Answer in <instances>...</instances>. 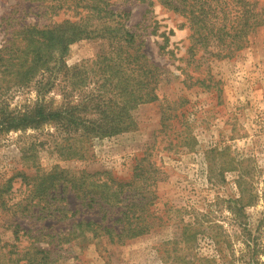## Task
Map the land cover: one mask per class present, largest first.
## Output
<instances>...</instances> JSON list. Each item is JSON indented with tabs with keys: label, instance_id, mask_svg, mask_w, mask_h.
I'll return each mask as SVG.
<instances>
[{
	"label": "rangeland",
	"instance_id": "rangeland-1",
	"mask_svg": "<svg viewBox=\"0 0 264 264\" xmlns=\"http://www.w3.org/2000/svg\"><path fill=\"white\" fill-rule=\"evenodd\" d=\"M35 4L0 0V45L19 22L43 27L73 19L70 10L42 13L44 7ZM28 6L30 11L26 13ZM114 8L129 11L125 26L141 35L146 56L168 70L158 84V99L140 103L132 110L134 128L91 138L79 151L80 157L59 154L55 146L61 135L53 123L0 132V253L36 245L55 248L57 264H188L191 260L198 264L204 259L211 260L206 264H245L250 256L251 264H264L262 202L246 205L244 216H236L223 201L238 194V168L253 173L254 186V164L264 166V26L248 34L246 45L232 56L206 59L218 89H203L181 80L184 76L178 68L185 65L180 58L185 55L189 30L177 12L157 0L151 5L142 0H117ZM104 47L100 39H78L69 44L64 60L72 65L93 58ZM7 96L10 107L22 108L34 101L35 93L24 88ZM49 98L56 104L61 95L53 90L46 95ZM173 100L179 106L165 109ZM162 112L169 115L168 119L162 118ZM28 148L34 156L23 159L22 152ZM208 160L215 162L213 167L219 168L221 163L224 168L217 184L207 178ZM136 163L143 167V175L153 176L148 181L157 195V213L168 216L169 221L121 244L111 243L106 236L92 238L89 231L69 234L73 238L56 247L44 243L57 233L67 234L69 219L61 216L70 209L66 215L75 218L78 212L74 209L81 208L80 201L62 181L44 200L38 199L32 196L22 174L31 177L37 171L56 167L76 174L108 170L128 180ZM25 181L32 182L28 178ZM262 186L260 178L258 189ZM45 199H50L51 205ZM204 213L205 232L193 241L183 238L181 227ZM245 220L252 235L256 234L259 251L252 252L244 243L238 224ZM15 225L20 238L16 241ZM207 232L216 234L218 244Z\"/></svg>",
	"mask_w": 264,
	"mask_h": 264
},
{
	"label": "trees",
	"instance_id": "trees-1",
	"mask_svg": "<svg viewBox=\"0 0 264 264\" xmlns=\"http://www.w3.org/2000/svg\"><path fill=\"white\" fill-rule=\"evenodd\" d=\"M26 1L35 2L37 8L44 7L42 13L70 10L73 19L65 18L43 27L19 22L0 45V132L53 123L61 135L55 148L66 158L80 157L79 151L93 137L111 136L134 128L132 110L140 103L158 99V84L168 70L146 56L141 35L125 26L129 11L115 9L117 0ZM142 1L151 5L152 0ZM157 1L177 12L189 30L185 55L180 58L185 65L178 68L184 76L181 80L188 86L218 89L217 81L209 75L206 59L232 56L246 45L248 34L264 26V0ZM28 7L26 13L30 11ZM82 38L100 39L106 47L93 58L68 65L64 56L69 44ZM170 53L173 55L172 50ZM189 67L191 70H187ZM24 88L34 91V101L22 108L10 107L7 95ZM53 90L61 95L56 104L51 98L46 99ZM177 106L178 101L173 100L165 109L174 110ZM167 116L162 112V118L168 119ZM31 151L30 148L23 150L22 158L34 156ZM213 163L208 160L206 174L210 183L217 184L224 168L221 163L219 168L213 167ZM135 166L128 180L119 179L108 170L76 174L56 167L48 172L37 171L31 177L22 174L24 182L31 187L32 196L38 199L44 200L56 183L62 181L80 201L81 208L74 209V213L78 212L75 218L66 215L70 209L61 216L69 219L67 236L57 233L43 240L44 243L56 247L70 241L74 233L89 231L92 238L106 236L111 243L121 244L169 221L168 216L163 218L157 213V195L148 181L153 176L143 175V167L137 163ZM26 178L32 182L25 181ZM252 178L253 173L237 169L238 194L223 199L233 215L244 216V207L258 201L264 208V166L258 168L254 164V186ZM260 178L263 186L258 189ZM47 201L50 203V199ZM205 216L206 213L194 216L182 226L181 236L193 241L197 234L204 233L206 227L202 218ZM238 225L245 245L252 252L259 251L256 234L252 235L247 220ZM15 227L16 241L20 238L18 225ZM257 230L255 227L254 231ZM208 236L218 244L216 234ZM57 258L55 248L17 246L6 254L0 253V264H57ZM251 260L250 256L244 263L251 264ZM208 261L211 260L204 259L198 264ZM192 263L191 260L188 264Z\"/></svg>",
	"mask_w": 264,
	"mask_h": 264
}]
</instances>
